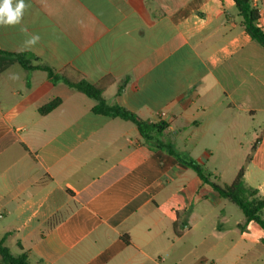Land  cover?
Listing matches in <instances>:
<instances>
[{"label": "crops", "instance_id": "crops-1", "mask_svg": "<svg viewBox=\"0 0 264 264\" xmlns=\"http://www.w3.org/2000/svg\"><path fill=\"white\" fill-rule=\"evenodd\" d=\"M26 3L36 45L0 27V242L30 264H264L258 223L65 81L164 124L221 186L250 158L243 181L264 199V47L235 2Z\"/></svg>", "mask_w": 264, "mask_h": 264}, {"label": "trees", "instance_id": "trees-1", "mask_svg": "<svg viewBox=\"0 0 264 264\" xmlns=\"http://www.w3.org/2000/svg\"><path fill=\"white\" fill-rule=\"evenodd\" d=\"M233 1L238 8L239 16L242 19L241 25L245 32L253 40L264 47V31L257 24L260 16L258 10L252 7L251 0ZM46 71L50 77H52L54 80H57V77L51 70L46 69ZM65 81L69 86L96 102L94 112L112 118H120L135 124L138 127L145 142L149 144L155 142L157 150L165 151L171 156L176 157L181 163L192 169L204 183L213 187V189L217 191L222 198L227 199L237 205L244 212L248 222L254 221L258 223L264 230V218L262 217V212L264 210V199L258 196V192L256 190L248 188L243 181L244 172L246 171V168L250 162V158L246 160L245 165L240 171L236 181L232 185L221 186L211 179V175H209L203 166L196 160L188 156L178 155L171 145L164 143L160 139V136H162L163 132L167 129L164 124H151L142 120L137 115L125 108L120 106H109L103 98V89L98 85H92L86 81ZM59 102L60 101H55L51 103L49 106L43 109V112L54 109L59 104ZM125 241L129 243V237H126ZM0 257L3 264H30L25 255L19 257L14 256L10 249L2 242H0Z\"/></svg>", "mask_w": 264, "mask_h": 264}, {"label": "clouds", "instance_id": "clouds-1", "mask_svg": "<svg viewBox=\"0 0 264 264\" xmlns=\"http://www.w3.org/2000/svg\"><path fill=\"white\" fill-rule=\"evenodd\" d=\"M30 8L26 0H0V27L21 26L20 31L27 37L23 44L25 47L36 45L41 37L38 34L28 32L26 26H22L25 13Z\"/></svg>", "mask_w": 264, "mask_h": 264}, {"label": "rangeland", "instance_id": "rangeland-1", "mask_svg": "<svg viewBox=\"0 0 264 264\" xmlns=\"http://www.w3.org/2000/svg\"><path fill=\"white\" fill-rule=\"evenodd\" d=\"M13 252H16V248L15 247H13Z\"/></svg>", "mask_w": 264, "mask_h": 264}]
</instances>
